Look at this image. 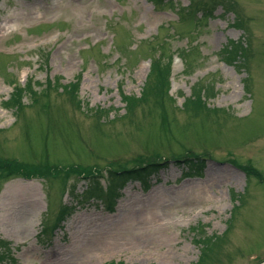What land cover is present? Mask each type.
Listing matches in <instances>:
<instances>
[{
  "label": "rangeland",
  "instance_id": "rangeland-1",
  "mask_svg": "<svg viewBox=\"0 0 264 264\" xmlns=\"http://www.w3.org/2000/svg\"><path fill=\"white\" fill-rule=\"evenodd\" d=\"M155 1L0 0V264L264 258V0Z\"/></svg>",
  "mask_w": 264,
  "mask_h": 264
},
{
  "label": "trees",
  "instance_id": "trees-1",
  "mask_svg": "<svg viewBox=\"0 0 264 264\" xmlns=\"http://www.w3.org/2000/svg\"><path fill=\"white\" fill-rule=\"evenodd\" d=\"M156 5L159 4V0H156L155 1ZM204 16V13L201 12L199 18L201 19L202 17ZM225 47V50H224V57H225V60L227 62H234V63H237L238 61L240 60H236V59H241L242 57V53H243V44H240L238 41L236 42H230V44L224 46ZM157 64H158V59H155L151 65V70L152 72L159 78L161 79L162 78V75L160 74V71H157ZM157 165L159 164H152V166L156 167ZM144 170V167H137V168H134V169H129V170H126L124 173L126 174H132V176L134 177H140L139 175H142L140 172H142ZM66 206H64L62 209H60V212H59V216L62 217L63 213L66 211L65 210ZM208 249V244H206L203 248H202V251H201V255H200V259L201 257H207L208 254L206 253ZM104 264H122V262H118V263H114L112 261L110 262H107V263H104Z\"/></svg>",
  "mask_w": 264,
  "mask_h": 264
},
{
  "label": "water",
  "instance_id": "water-1",
  "mask_svg": "<svg viewBox=\"0 0 264 264\" xmlns=\"http://www.w3.org/2000/svg\"><path fill=\"white\" fill-rule=\"evenodd\" d=\"M256 264H264V259H262L260 262H258Z\"/></svg>",
  "mask_w": 264,
  "mask_h": 264
}]
</instances>
